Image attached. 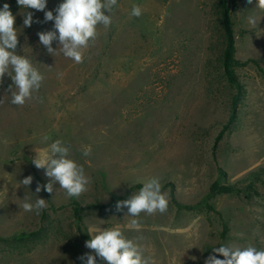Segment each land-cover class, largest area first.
Segmentation results:
<instances>
[{
    "label": "rangeland",
    "instance_id": "1",
    "mask_svg": "<svg viewBox=\"0 0 264 264\" xmlns=\"http://www.w3.org/2000/svg\"><path fill=\"white\" fill-rule=\"evenodd\" d=\"M216 1L117 0L111 25L98 26L77 64L59 50L48 54L39 41V32L54 30L44 11L55 15L63 0L29 9L30 27L17 0H0L16 17V53L44 77L22 106L11 103V71L0 84V237L32 234L0 241V264H85L81 256L95 255L85 246L90 226L119 225L156 264L223 259L212 251L220 246L264 250V12L257 0L231 4L235 58L256 64L236 71L244 96L230 124L234 90L221 73ZM133 5L140 17L131 15ZM249 15L261 17L257 27ZM56 140L91 180L78 198L58 183L52 193L35 191L50 178L32 160ZM85 146L91 155H83ZM28 176L26 187L20 182ZM152 178L169 198L167 211L142 212L140 230L128 229L133 217L115 205ZM213 184L234 190L212 193ZM37 197L47 207L25 212V199ZM96 264L106 262L97 257Z\"/></svg>",
    "mask_w": 264,
    "mask_h": 264
},
{
    "label": "clouds",
    "instance_id": "2",
    "mask_svg": "<svg viewBox=\"0 0 264 264\" xmlns=\"http://www.w3.org/2000/svg\"><path fill=\"white\" fill-rule=\"evenodd\" d=\"M248 3L251 4L252 0H248ZM17 4L27 10L24 13L23 24L25 27H30L34 21L33 13L28 10L44 11L47 0H17ZM116 5L117 0H63L55 8V15L53 11H44V22L54 21V30L39 32V41L46 47L48 54L54 56L59 50L75 63H83V50L89 47L90 42L97 39L99 25L105 28L111 25L110 13ZM255 8L264 12V0H257ZM131 15L140 17L142 9L133 5ZM15 19L10 6L4 4L0 9V84L3 83L4 76L6 74L9 76L11 71L12 75L9 77L13 84L8 88L12 96L11 103L22 106L27 100L33 99V93L40 89L44 77L26 56L16 53L19 35L15 27ZM260 19L261 17L258 19L254 15H249L247 22L257 27ZM35 22L40 23L38 20ZM54 41H58V49H53ZM40 99L42 102V98ZM2 102L3 100H0V103ZM44 139L47 140L48 137ZM36 152L37 156L32 163L38 169H45V175L50 178V182L46 185H37L36 193L42 188L52 193L55 183L65 190L68 197L78 198L88 190L90 178L85 175L83 166L70 158V149L62 141L56 140L50 144L48 150ZM83 155H91V146H85ZM32 181L33 177L28 176L20 183L28 187ZM46 201L37 197L32 203L25 199L22 208L25 212L35 211L39 215L47 207ZM168 204L169 198L162 192L159 179L152 178L144 182L138 192L130 198L117 201L115 207L117 211L127 207V216L133 217L127 228L138 231L141 224L136 217L142 212L149 215L157 211L164 213ZM87 233L91 238L85 242V246L93 250L95 255L86 253L81 256L80 259L85 261V264H96L97 257L106 264H156L152 256L144 255V249L140 245L124 236L119 225L106 229L90 226ZM212 251L224 258L219 259L211 255L205 260V264H264V250H257L252 245L243 249L220 246Z\"/></svg>",
    "mask_w": 264,
    "mask_h": 264
},
{
    "label": "trees",
    "instance_id": "3",
    "mask_svg": "<svg viewBox=\"0 0 264 264\" xmlns=\"http://www.w3.org/2000/svg\"><path fill=\"white\" fill-rule=\"evenodd\" d=\"M231 4L236 6L234 0H217L216 1V15L218 28L221 34V50H220V64L221 73L224 80L229 84V87L234 90L231 97L230 118L229 123L232 124L237 119L238 106L241 98L244 96L243 86L239 83L236 71L249 66L255 65L256 62L253 59H247L245 61H239L235 58V40L233 35L232 23H231ZM264 74V70H262ZM234 189L232 187H223L217 184H213L211 187L212 193H231ZM73 211L79 212L77 203H73ZM80 217L78 216V219ZM32 234H18L11 236L10 238H1L0 241H18L21 242L28 238Z\"/></svg>",
    "mask_w": 264,
    "mask_h": 264
}]
</instances>
